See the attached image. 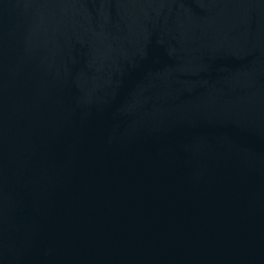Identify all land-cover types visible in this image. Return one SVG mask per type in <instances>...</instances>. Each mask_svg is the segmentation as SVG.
Masks as SVG:
<instances>
[{
  "label": "water",
  "instance_id": "water-1",
  "mask_svg": "<svg viewBox=\"0 0 264 264\" xmlns=\"http://www.w3.org/2000/svg\"><path fill=\"white\" fill-rule=\"evenodd\" d=\"M0 264H264V0H0Z\"/></svg>",
  "mask_w": 264,
  "mask_h": 264
}]
</instances>
